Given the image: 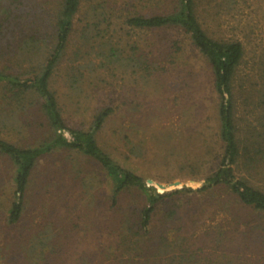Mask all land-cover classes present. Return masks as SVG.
<instances>
[{
	"label": "rangeland",
	"instance_id": "374dc122",
	"mask_svg": "<svg viewBox=\"0 0 264 264\" xmlns=\"http://www.w3.org/2000/svg\"><path fill=\"white\" fill-rule=\"evenodd\" d=\"M49 2L35 0L27 9L49 14ZM168 2L83 0L50 87L71 127L89 128L101 108H113L96 138L118 163L154 182L197 189L223 150L211 67L179 30H134L123 23L127 12L153 14ZM198 10L209 35L244 48L234 82L238 137L258 142L264 153V0H199ZM95 20L128 63L85 72L74 89L75 51ZM9 40L0 36V68L24 70L29 59L19 50L21 37ZM3 50L10 53L5 60ZM9 110L0 101V137L21 146L37 142L43 118L30 111L6 118ZM263 153L250 165L239 162L236 172L264 191ZM14 174L0 154V264H264V212L242 206L223 188L177 197L172 215L157 217L156 248L143 252L120 245L106 212L109 181L87 158L63 152L42 159L22 220L10 224Z\"/></svg>",
	"mask_w": 264,
	"mask_h": 264
},
{
	"label": "trees",
	"instance_id": "16d2710c",
	"mask_svg": "<svg viewBox=\"0 0 264 264\" xmlns=\"http://www.w3.org/2000/svg\"><path fill=\"white\" fill-rule=\"evenodd\" d=\"M34 1L0 0V36L5 43H10L9 35L18 34L22 40L19 50L29 59L24 70L11 71L12 64L0 68V101L4 107H10L5 117L30 111L32 115L39 114L43 118L42 126L45 128L37 142L26 146L0 137V154L8 157L15 169L10 224L22 220L28 191L39 162L51 154L63 152L83 156L99 166L110 184L106 212L111 215L113 233L117 232L120 245H126L129 249L147 252L156 248L155 238L159 230L157 217L160 213L171 216L173 210L170 206L179 196L205 194L220 187L242 206L264 212V191L239 177L236 172L239 162L243 160L250 165L263 153L258 142L238 137L234 82L243 60L244 48L239 41L213 38L207 33L198 17L199 0H169L165 9L159 12H127L123 20L126 26L134 30H179L189 37L213 73L214 88L219 97L220 139L223 142L220 163L199 188L183 187L172 191L164 189L180 186L181 183L165 184L164 188L157 186L159 183L118 163L99 145L96 135L113 113V108H101L92 118L89 128H75L67 124L50 83L68 50L75 17L83 0H50L53 8L45 15L27 9ZM103 19V23H109L106 16ZM101 23L95 20L93 26L85 27L81 32L78 50L75 51L79 63L72 68L74 89H77L79 79L85 72L107 66H126L128 63L120 49L112 44L110 38H106L107 32L105 28H100ZM47 26H50L49 32L45 31ZM96 36H100V40L96 41ZM1 54L2 60L10 55L7 50ZM132 61L136 64L135 60ZM140 63L147 64L141 61L138 65ZM148 180L153 182L149 183ZM125 196L131 199L127 200Z\"/></svg>",
	"mask_w": 264,
	"mask_h": 264
},
{
	"label": "water",
	"instance_id": "95a60500",
	"mask_svg": "<svg viewBox=\"0 0 264 264\" xmlns=\"http://www.w3.org/2000/svg\"><path fill=\"white\" fill-rule=\"evenodd\" d=\"M148 182L149 183H152L153 181L152 180H148ZM157 183H159V182H157ZM175 183H178V182H175ZM173 184V183H172ZM157 185V184H156ZM157 186H161L162 188H164L165 187V184H162V183H159ZM166 186H168L167 184H166ZM159 188V187H158ZM179 188H183V187H178V186H171V187H166L165 189H164V191H172V190H176V189H179Z\"/></svg>",
	"mask_w": 264,
	"mask_h": 264
}]
</instances>
